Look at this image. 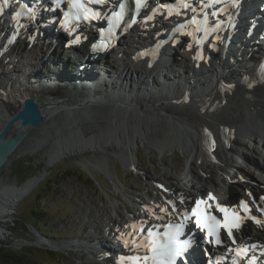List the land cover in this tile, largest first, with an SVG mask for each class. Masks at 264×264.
Wrapping results in <instances>:
<instances>
[{"label":"bare ground","instance_id":"bare-ground-1","mask_svg":"<svg viewBox=\"0 0 264 264\" xmlns=\"http://www.w3.org/2000/svg\"><path fill=\"white\" fill-rule=\"evenodd\" d=\"M168 22L170 21L167 20L163 23V33L169 30ZM8 30L9 29L3 26L0 31V39L3 42L6 38L5 33H7ZM39 30L43 32L42 29L39 28ZM160 34L161 35H158L157 38L163 39L165 36L162 35V33ZM18 38L17 35L16 41ZM38 40L37 38L33 44ZM30 41L31 39L19 41V44L23 47V51L27 52L25 56H29L27 59L33 58V54H38V51L32 50L33 47H26V45H30ZM172 42L174 41H171V43ZM90 43L92 42H89L88 45L81 44V46L86 48L75 50L72 53L73 56L71 57L74 58L73 62L76 64L72 69L76 71H62L59 74L49 76L47 78L48 80L44 82L49 83L61 78L71 81L79 77L83 84H86L85 80H92L89 84L91 87L87 86V84L81 85L80 88L76 87L73 89L58 86L54 94L41 90H30L24 95H8L7 91L0 90V129L8 117L18 109L16 99L30 97L38 102L43 115L44 120L40 127L47 124L48 121L52 119H58L59 121H65L64 124L68 128L69 134H71V137L64 142H60L61 138L59 134H56L57 137L55 142H52L53 149L50 154L51 163L57 162L59 158L76 155L83 156L87 151L91 152L93 154L92 157H94L95 152H104L107 151V146L117 145L120 151H113V157L120 159L124 166L130 167L131 164L134 163V158L138 151L137 145L141 141L149 153L161 154L162 157L166 156L169 152L181 151L189 161L193 159L196 160L203 155L202 151H204L209 152L212 159L211 164L213 166V172L221 178V184H217L215 181L213 183L210 173L206 179L203 178L201 180L196 173L193 161H191L189 167L195 181H191L190 183L195 185L199 184L196 188L198 196L205 198L210 194L217 195L221 204L228 205H234L231 200H235L237 203L239 200L243 199L236 189V187H240L241 185L237 183V180L233 176L228 175L227 171L222 166L218 165V162L215 161L213 154L210 152V148L213 144H216L220 138L230 136L231 130L238 132L243 128L257 123L264 126V84L253 92H245L243 87L239 84L240 76H238L234 77L235 79L231 81L237 85L235 89H232L229 98L226 100L222 99L219 94V90L222 88V83H220V81H224V79L229 80V77H232L237 71V68H235L237 64H240L241 68H243V66L248 67V73H252V75L256 74V70H258L259 67L256 66L254 70L250 71L249 68L251 66L247 61H241L240 63H238V61L231 62L228 52H226V57H223L224 59L216 55H211V60L202 59L204 61L201 63L202 60H197L195 56H192V50H188L189 45L195 44V39L183 37L179 42H174V46L171 43L162 45L161 54L158 56L155 51H153L154 59H150L149 57L141 58V56L140 58L133 59L131 57L132 54L130 56L128 55V59L130 58L129 62L121 61L118 65V69L116 71L114 70V73V71L108 70L105 66L102 67V57L107 56L109 53L104 55L93 54L91 56L87 54V48L90 47ZM153 43L154 40L149 37L139 41L135 46L130 45V51L126 52L130 54L139 49L146 50L151 47ZM55 46V48L58 49V43H56ZM12 47L8 49L10 54L15 53V51L13 53V50H11ZM170 47L171 49H169ZM49 49L52 48H48L47 46V52ZM118 49L119 48L116 50ZM145 52L142 54H145ZM190 54L191 57L188 58ZM86 56L90 57L86 59ZM160 57L166 58L165 64L160 61ZM178 57L180 58L178 59ZM27 59L26 57L24 59L20 58L19 63L16 65L4 62L0 69V82L8 83L13 81L15 85L22 86L29 80V82L36 81L39 72L32 71L31 65L28 67L26 63ZM174 59H176V66H178L179 70L181 69L180 74H174L176 70L170 68L174 63ZM253 59L252 61H254V64L264 62V55L260 54ZM133 61L135 63H132ZM98 64L101 68L97 69V72H94L92 67ZM205 64H207L208 68L202 67V65ZM103 70L106 71L105 73H113V76L108 75L105 78L107 83L114 82L115 85L113 87L110 84H106L103 87L100 86L98 88L105 89V91L99 90L96 92L92 88H95L94 84L97 82L102 79L105 80V78H103ZM207 70L209 71L205 76L204 74ZM92 71L95 74H93ZM177 73H179V71ZM154 74L159 77V80L154 79ZM182 74L185 76H181ZM26 75L28 76L26 77ZM190 79H194L195 82ZM192 81L194 84H192ZM81 91L84 93H81ZM216 99L218 100L216 104L221 102V106H217L210 111H205V106L207 104L210 105V103H213ZM89 111L98 113L99 116L97 118L99 120L92 121V123L89 121L81 124V127L78 129L73 127V123L75 125L78 119H85L89 116ZM114 119H117L115 124ZM101 123H108L107 126H114L119 131L113 133L115 134L113 138H110V136H107L108 138L99 136L96 134L95 128H99ZM86 124L90 127H86ZM18 128L19 125L15 124L7 134L13 135ZM89 128L92 130V135H86V133H84ZM110 128L111 127H109V129ZM115 128L114 130H116ZM225 128L228 129V131H225ZM150 129H153L152 132H148ZM29 135L30 134L25 138L27 139ZM26 139L22 141L20 147L14 152L13 156L22 150ZM43 140H45V137L37 139L36 142L38 145L43 144ZM252 146L254 147L255 145L253 144ZM227 151L229 150L223 149L219 153L226 161H231L233 156L232 154L226 156L225 152ZM231 151L238 153L236 149H231ZM100 164H103V167L106 169L109 168L103 155L83 161V165L86 168H99L104 170V168L99 166ZM242 171H247L246 174H248V171L250 173V170L247 168L246 170L242 169ZM42 174L43 172H39L20 184H17V182L0 183V220L10 215L12 212L11 206L13 207L18 203L25 194L37 185ZM187 175L190 174L185 173L183 187H181L180 182L176 178H171L170 181L167 182V185L171 188H179L185 191L187 187L186 184L189 183V180L186 179ZM207 180L208 185L212 184L210 187L213 190H208L209 187H206ZM246 190H248L251 196V200L246 201V203L251 206L253 203L254 206L251 208L252 211L264 205V183L260 181V179H253L246 187ZM227 195L228 199L220 198L221 196L227 197ZM132 202L133 207L129 211V214L131 216L130 218L134 220H143L145 217L148 218L144 210L151 213L153 216L156 215L157 218L161 220L165 217L166 212L161 209L168 210V204H172V206L178 210L176 212L173 211L174 216H180V208L175 201L171 200L163 203L158 201L156 190L150 193L149 200L135 198ZM100 222V226L108 227L110 230H113V228L118 225L119 231L122 232V234L130 233L131 237L135 234L134 232H130L127 221H123L121 224H115V221L105 216V219H101ZM2 230L3 228L0 227V233ZM253 230H255L257 234L264 236V227H253L250 223H246L245 227L240 231V235L245 238ZM141 240L142 237L139 235L136 241L141 244ZM89 242L90 243L87 244V242L84 241V243L80 245L86 248L87 251L90 252L89 254L97 255L98 253V255L103 257L102 259L105 260L104 262L109 264L107 259L112 260V255H110L112 252L111 247L101 242V240L98 242ZM120 243H122L119 247L120 250L122 249L124 251L125 248L128 251L133 248L131 242L125 238L121 239ZM113 246L116 247L114 243ZM91 250L94 252L92 253Z\"/></svg>","mask_w":264,"mask_h":264},{"label":"rangeland","instance_id":"rangeland-1","mask_svg":"<svg viewBox=\"0 0 264 264\" xmlns=\"http://www.w3.org/2000/svg\"><path fill=\"white\" fill-rule=\"evenodd\" d=\"M36 39L37 37L31 39L30 45H26V47H33L32 50L38 51V54L32 55L34 56L33 58L27 59L29 56H25L27 52L23 51V47L19 43H15L14 47L11 48L13 53L15 51L16 54H10L8 50L0 51V69L4 62L16 65L19 63L20 58L24 59L26 57L28 67L31 65L32 71L39 72L37 80L32 82H29V80L22 86L15 85L13 81L8 83L0 82V90L7 91L8 95H24L30 90H41L54 94L58 86L73 89L87 84V86L91 87L89 84L92 80H85L86 84H79V77L71 81L61 78L49 83L44 82L48 80L49 76L59 74L62 71H76L72 69L76 64L73 62L72 54L64 55L59 49L55 48L56 43L50 44L48 48L51 47L52 49L47 52L46 46H38L40 44L39 40L33 44ZM130 40L131 43L122 45L118 52L102 57V67L105 66L108 70L116 71L121 61L129 62L130 58L128 59L129 53L127 52L131 49L130 45L136 44L134 36ZM175 60L170 68L176 70L174 74H180L181 69L179 70L178 66H176ZM160 61L165 64L166 58L160 57ZM132 63L135 62L133 61ZM202 67L208 68L207 64L202 65ZM238 67L235 74L229 77V80L226 79L227 82H231L235 79L234 77L241 76L239 71L242 68L240 67L238 71ZM255 67L256 65L251 66L249 68L250 71L254 70ZM100 68L98 64L92 67V70L97 72V69ZM178 71L179 73H177ZM208 71L205 72V76ZM94 72L93 74H95ZM105 72L103 70V78L108 75L113 76L112 72ZM181 76L185 75L182 74ZM154 79L159 80V77L154 74ZM106 84H110L112 87L115 85L114 82L107 83L105 78V80L102 79L94 84L95 88L92 89L96 92L99 90L105 91V89H99L98 87H103ZM192 84H194L193 81ZM98 116V113L89 111V116L85 119H78L75 125L73 123V127L78 129L81 124L99 120ZM116 121L117 119H114V124ZM107 125L108 123H101L99 128H95L96 134L113 138L115 135L113 133H117L119 130L114 126ZM86 127L90 126L86 124ZM109 127L111 128L109 129ZM90 129L84 133L92 135L93 133H91L92 130ZM152 130L150 129L148 132H152ZM29 134L23 144L24 148L22 147V150L14 155L9 164L0 172V183L17 182V184L26 181L39 172H43L37 185L25 194L18 203L13 207L11 206L12 212L10 215L0 220V227L3 228V233H0V246L3 243H7L10 247L28 252L30 255L28 253L18 254L20 255V261L24 264L28 259V264H108L104 262L103 257L89 254L90 252L80 245L84 241L88 244L90 243L89 241L98 242L100 240L108 244L107 237L103 235L106 230L108 232L112 230H109L108 227L100 226V220L105 219L106 216L115 221V224H121L126 221V218L131 217L129 211L133 207V199H145L147 194L149 193L150 195L154 190H156L157 194H166L169 191V185L166 184L171 178H176L180 182L181 187H183V182H185L184 172L189 162L187 161L186 163V156L182 155L181 151L169 152L162 157L161 154L149 153L144 144L143 148L137 145L138 151L136 152L134 163L130 167H126L120 159L112 155L113 151H120V148L117 145L107 146V151L95 152L94 157L103 155L109 168H104L103 163L99 166L104 168V170L99 168L89 169L83 165L85 159L94 158L89 151L85 152L83 156L76 155L59 158L57 162L51 163L52 142H55L57 135L59 134L61 138L60 142H64L71 137L68 128L62 121L52 119ZM42 137H45V140L42 141L43 144L38 145L36 140ZM193 163L201 180L203 178L206 179L210 173L213 183L215 181L217 184H221V178L215 175L211 164L205 168L197 161L195 162V160ZM226 169L228 170V168ZM210 186L212 184L208 185L207 180L206 187L211 188ZM186 189L188 188L186 187ZM236 189L238 193L242 192L243 197L240 195L241 198L246 199L244 197H248V194L250 196V193H247L248 190L246 191V189L244 190L241 187H236ZM40 198L44 200L43 203L38 202ZM231 202L236 204L235 200H231ZM252 206H254L253 203ZM32 211L35 213H32ZM34 220L41 221L39 222L40 226H37L40 227L39 229L34 226L32 222ZM54 245H57L61 250L53 249L52 246ZM91 252L93 253L94 251L91 250Z\"/></svg>","mask_w":264,"mask_h":264},{"label":"water","instance_id":"water-1","mask_svg":"<svg viewBox=\"0 0 264 264\" xmlns=\"http://www.w3.org/2000/svg\"><path fill=\"white\" fill-rule=\"evenodd\" d=\"M239 84L243 87V90L245 92H253L255 91L258 87L264 84V81H261L259 83H252V82H246L241 79L240 77V82ZM236 83L231 82L228 90L224 91L222 99H227L229 98L232 93V89L236 88ZM255 88V89H254ZM81 93H84L81 91ZM224 100V101H225ZM16 103L18 104V109L12 113L0 129V172L1 170L10 162L11 157L13 156L14 152L20 147V144L25 137L31 133L32 130L38 129L44 120L43 115L41 113L40 107L38 105V102H36L33 98L30 97H24V98H17ZM217 106H221V102L218 104L214 105H206L205 106V111H210L215 109ZM204 111V110H203ZM65 123V121H62ZM18 124L19 128L15 131L13 135L7 134L8 131L15 125ZM254 127V126H260L264 128L262 124H253L248 126L249 127ZM246 128H243L241 130H244ZM206 130V129H204ZM225 131H228V129H224ZM240 131V130H239ZM231 134L230 136H226L225 138H220L219 141L216 142V144H213L210 148V152L213 154V157L216 162H218V165L222 166L226 171L228 175L234 176V173L231 169L228 167H225L223 164H221L215 157V151L216 149L222 145V143L226 140L232 139L236 135V131H230ZM138 146H141L143 148V142L141 141L138 143ZM202 154L200 157H198L195 162L199 163L200 165L204 166L205 168L211 164V157L209 152H204L202 151ZM183 155V154H182ZM114 156V155H113ZM185 157V156H184ZM262 157L264 158V149L262 152ZM186 160L188 161L187 157H185ZM191 161L194 160H189V164ZM194 164V163H193ZM212 165V164H211ZM228 168V170L226 169ZM262 170L264 171V165L262 167Z\"/></svg>","mask_w":264,"mask_h":264},{"label":"snow or ice","instance_id":"snow-or-ice-1","mask_svg":"<svg viewBox=\"0 0 264 264\" xmlns=\"http://www.w3.org/2000/svg\"><path fill=\"white\" fill-rule=\"evenodd\" d=\"M8 2H9V0H4V7L8 6ZM95 2L102 3L103 0H95ZM4 7H0V14L3 13ZM73 7H76L78 9H80L81 11H83L85 19L89 18V15H88L89 10L83 8L82 5L76 3V0H73ZM120 7L123 10L124 5L121 4ZM137 7H139V4H137ZM19 15H20V13H15L13 15V19H15ZM96 15L97 14L93 13L92 18L94 19L96 17ZM120 15H121L120 13H114L113 14V16L116 18H119ZM77 19H79V15L77 16ZM111 22L112 21L109 20V23H111ZM193 23H196V18H193ZM197 31H199V29H197ZM197 43H199V40H197ZM209 199H212L211 194L209 196ZM202 203H203L202 200H197L196 201V207H194L192 210L193 215L196 216L197 226L198 227H208L209 237L214 236L216 234V229L222 226L228 230V235L230 238H232L231 226L228 222L227 209L217 205L218 210L225 214V221L221 225L219 221H216L215 217H208L207 219H210V220L215 222L214 225L209 226V225H207L206 221H202V218H201L200 205ZM241 207L244 208L245 211H248L247 206L244 204L243 201H241ZM161 210L167 211L166 209H161ZM172 210L174 212L178 211L175 207H173ZM184 219L187 220V217L185 216ZM252 219L255 220V217H252ZM256 222L259 223V221H256ZM166 227H168L170 229V231L164 233L165 239L162 242L153 241L151 244V251L153 252L152 258H153L155 264H174L175 259L181 255L183 247L186 246V243H187V242H184V244H181L178 241V237L180 236V233H181V230L183 227V223L175 224V225L168 224V225H166ZM149 235H151V233H149ZM233 241H234V238H233ZM215 242L217 244L222 243V241L219 238H217ZM236 254H237V256H241V255L246 256L247 255V249H237Z\"/></svg>","mask_w":264,"mask_h":264},{"label":"trees","instance_id":"trees-1","mask_svg":"<svg viewBox=\"0 0 264 264\" xmlns=\"http://www.w3.org/2000/svg\"><path fill=\"white\" fill-rule=\"evenodd\" d=\"M52 187H53V185H52ZM38 202L43 203L44 200L40 198L38 200ZM32 213H35V212L32 211ZM32 222H33L34 226L37 227V226H40L39 222H41V221L34 220ZM37 228L39 229L40 227H37ZM22 253H28V252H25V251L23 252L19 249H15L13 247L8 246L7 243H3L2 246H0V264H16L15 262H17L19 264H24L20 261L21 260L20 255H22ZM13 254H15V255H13ZM18 254H20V255H18ZM28 255H30V254L28 253ZM28 263H29V259L26 261L25 264H28Z\"/></svg>","mask_w":264,"mask_h":264}]
</instances>
